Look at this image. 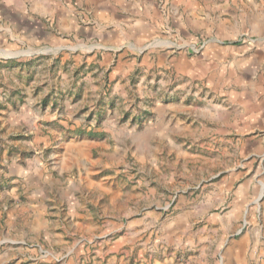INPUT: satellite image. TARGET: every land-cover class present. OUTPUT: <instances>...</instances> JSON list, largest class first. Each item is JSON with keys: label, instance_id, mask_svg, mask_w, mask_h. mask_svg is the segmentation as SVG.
Instances as JSON below:
<instances>
[{"label": "rangeland", "instance_id": "1", "mask_svg": "<svg viewBox=\"0 0 264 264\" xmlns=\"http://www.w3.org/2000/svg\"><path fill=\"white\" fill-rule=\"evenodd\" d=\"M32 1L0 0V264H264V0Z\"/></svg>", "mask_w": 264, "mask_h": 264}, {"label": "crops", "instance_id": "2", "mask_svg": "<svg viewBox=\"0 0 264 264\" xmlns=\"http://www.w3.org/2000/svg\"><path fill=\"white\" fill-rule=\"evenodd\" d=\"M8 1L10 2L11 0H8ZM39 2H41V0H33L32 5L37 7ZM35 11H37V8H35ZM139 24H141V25L143 24V26L148 25L147 22H145V20H140L138 22L137 26L140 27ZM187 66L188 67L185 68L186 70L192 69V67H193V66L191 67L190 65H187ZM255 94H256L255 92L250 94L249 92L244 91L241 94L242 101H248L252 105L255 104L256 108H254V110H250V112H256V114L254 116L251 115L252 117L249 116V118L252 120L254 119L255 121L261 120V122H263V120H264V93H257V95H255ZM237 95H239V94H237ZM3 256H5V257L7 256V249L6 248L0 250V258H2Z\"/></svg>", "mask_w": 264, "mask_h": 264}]
</instances>
